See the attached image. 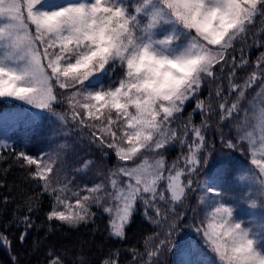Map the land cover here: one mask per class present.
I'll return each instance as SVG.
<instances>
[{"label": "snow or ice", "instance_id": "1", "mask_svg": "<svg viewBox=\"0 0 264 264\" xmlns=\"http://www.w3.org/2000/svg\"><path fill=\"white\" fill-rule=\"evenodd\" d=\"M253 48L264 49V0H0V103L21 105L0 121L63 141L32 155L0 129V163L41 189L13 214L20 244L47 194L50 223H95V206L113 241L127 240L137 214L150 225L143 251L111 248L99 264H121L122 251L132 264L172 253L178 264H264V51L251 59ZM69 141L116 163L77 180L95 163L84 160L69 178ZM0 244L11 248L3 233ZM47 255L66 264L54 247Z\"/></svg>", "mask_w": 264, "mask_h": 264}, {"label": "trees", "instance_id": "2", "mask_svg": "<svg viewBox=\"0 0 264 264\" xmlns=\"http://www.w3.org/2000/svg\"><path fill=\"white\" fill-rule=\"evenodd\" d=\"M259 21H257L255 31L259 28ZM260 51L264 49H255L251 51V59H254ZM249 69H244L240 71L239 75H245ZM207 95V92L204 93ZM254 95V92L249 91L248 96ZM15 102L4 101L0 103V110L10 106L15 105ZM193 105L189 104L186 113L191 111ZM196 123H199L200 116L196 115L194 117ZM227 132L228 130L225 129ZM87 136V131L84 133ZM35 137V136H34ZM44 137L48 138V133ZM39 138V137H38ZM35 137V139H38ZM209 140L212 137L209 136ZM11 143V142H10ZM14 146L17 150H21L22 145L13 141ZM70 144V151L75 150ZM27 147H33L32 149L27 148V151L32 155H38L43 150L44 145H26ZM216 149H220V144L217 142L215 144ZM87 150H93L96 154L97 160L92 165L97 167L99 164H107L111 166L116 163L115 156L110 158H102V154L94 146L86 148ZM179 148L173 147L168 152L166 159L171 162L177 154L179 153ZM74 152V151H73ZM80 153L67 152L66 154V174L69 178L76 175L73 171L74 168L81 166V159H75V155ZM238 162L242 163L249 157L240 156L237 153ZM8 163H12L9 160L7 163H0V182H3L4 186L0 187V233H3L11 241V248L0 244V264H12L11 257H15L17 264H47L48 262V251L50 247L55 248L56 254H63L65 256L66 264H72L75 258L79 255L86 257L89 264H99V261L106 255V253L111 248L121 247V248H132L135 247L140 251H143V237L149 235L152 231L150 225L142 220L139 214L133 218L132 225L128 228V238L123 242H116L108 238L107 234V220L106 214H103L95 206L92 211L96 212L97 215L94 217L95 223L80 224L76 227L63 224L58 221H52L51 223L46 219V213L51 210L52 200L47 195L44 194L39 197L40 199V210L32 213V219L34 221V227L29 231L26 241L23 245L20 244L18 237L20 235L21 229H19L15 223H10L13 219V214L16 212L18 217H23L26 214V202L30 198H35L40 192L39 184L29 178L28 172L23 170L13 164V166L8 169ZM4 169H8L7 173L4 174ZM93 171L88 170L87 173H81L76 176L79 180L85 175L90 176ZM55 179V178H54ZM8 197L9 203L5 206L3 204V198ZM17 205H20V210L17 212ZM49 228L52 230L49 232ZM181 236L189 237L199 243V238L188 228L181 229ZM38 241L39 246L35 247L34 242ZM82 250V252H81ZM121 264H132V257L128 252H121ZM166 264H178L179 256L175 253L168 254L166 258Z\"/></svg>", "mask_w": 264, "mask_h": 264}, {"label": "rangeland", "instance_id": "3", "mask_svg": "<svg viewBox=\"0 0 264 264\" xmlns=\"http://www.w3.org/2000/svg\"><path fill=\"white\" fill-rule=\"evenodd\" d=\"M21 110V106L18 109H5L4 113H8V112H13V111H18ZM11 123L9 122H5V121H0V129L3 130L4 135L6 136V138L9 140V142H13L14 140H19L23 135L25 137H29V136H35V137H42V138H46L44 137L45 135H47V132L45 129L43 128H38V126L33 125L32 126V130L29 129V127H25L22 123L19 124L18 126H16L15 128L11 127ZM50 137V135H49ZM52 138H46L45 141H47L45 144L46 148L45 151L49 152V150H53L56 148L57 143L58 142H53L49 145V140H51ZM40 145L43 146V141H40ZM43 150V148H42Z\"/></svg>", "mask_w": 264, "mask_h": 264}]
</instances>
